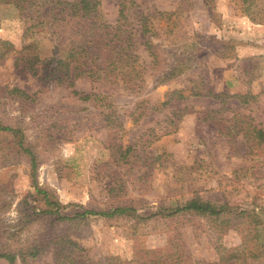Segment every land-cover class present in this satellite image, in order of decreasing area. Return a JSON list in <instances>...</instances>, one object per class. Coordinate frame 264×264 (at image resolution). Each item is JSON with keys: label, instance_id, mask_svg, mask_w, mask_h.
<instances>
[{"label": "rangeland", "instance_id": "1", "mask_svg": "<svg viewBox=\"0 0 264 264\" xmlns=\"http://www.w3.org/2000/svg\"><path fill=\"white\" fill-rule=\"evenodd\" d=\"M99 1L114 25L120 0ZM135 1L134 29L140 13L158 12L150 41L161 57L152 66L142 46L147 37L135 34L143 65L138 90L114 75L79 77L74 88L34 76L19 59L24 45L36 41L42 59L54 47L45 32L26 34L38 9L0 6V125L19 130L38 158L39 185L64 205L105 210L128 203L147 216L159 205L200 197L226 205L224 219L238 220L181 214L145 222L135 233L133 219H74L82 210L71 207L64 215L72 219L58 221L35 197L30 157L0 132V244L20 247L53 231L96 260L179 246L182 264H264V132H255L264 131V25L242 16L236 0H211V7L206 0ZM160 12L175 14L168 20ZM13 89L31 98L20 100ZM73 90L99 97L81 101ZM52 263L51 250L30 262Z\"/></svg>", "mask_w": 264, "mask_h": 264}, {"label": "trees", "instance_id": "2", "mask_svg": "<svg viewBox=\"0 0 264 264\" xmlns=\"http://www.w3.org/2000/svg\"><path fill=\"white\" fill-rule=\"evenodd\" d=\"M30 3L38 9V17L31 19L26 34L36 35L45 32L54 42V47L48 57L40 56L38 43L24 45L19 53L23 66L33 72L45 82H52L56 85H66L74 88L75 80L79 77H87L92 82L103 77L114 75L115 80L122 82L129 89L138 90L141 88L140 80H143V65H139L140 56L137 54L135 34L140 33L147 40L142 43L145 51L152 59L151 65L159 63L160 53L158 48L150 41L156 34L154 24L157 11L153 13H140L138 28L134 29L130 21L129 11L138 6L135 0H120L119 15L114 25L108 23L101 12L99 0H0V6L18 5ZM211 7V0H206ZM242 16L248 17L257 25H264V0H236ZM175 13L160 12L159 15H166L170 20ZM40 69H38V67ZM182 64L175 66L172 71H180ZM140 69V70H139ZM141 70V71H142ZM17 97L22 100L31 98L26 92L13 89ZM73 95L79 100L89 102L97 99L96 93L84 94L73 90ZM222 95H214L219 98ZM184 98L183 95H180ZM1 133H10L16 139L18 147L30 157L31 180L35 190V197L44 202L43 213L50 216H57L58 221H67L72 218L64 215V212L71 207H79L82 211L76 212L74 219H86L92 216H99L107 220L133 219L135 221V233L137 226L146 228L145 222H158L173 219L181 214H192L206 217L215 221L222 220L223 223L235 222L238 217L232 220L224 219V215L230 213L226 205H216L210 201H204L200 197H194L186 202H176L168 206L159 205L156 212L143 216L132 205H112L109 209L93 210L78 205H64L59 202L54 192L40 186L36 173L38 170L37 156L25 146L24 139L19 135V130L10 126L0 125ZM259 138L263 137L262 130H256ZM243 214H241L242 216ZM250 214H248L249 216ZM243 219V217H241ZM240 218V219H241ZM222 223V224H223ZM53 252L52 264H182L184 252L179 246L174 253H167L164 250L137 251L132 259L120 256L109 255L102 259L90 257L84 247L73 239L53 231L46 232L39 240L31 241L20 247H4L0 244V261L9 264H16L18 260L23 264H30L31 261L42 257L47 251ZM245 249L249 257L258 258L259 255ZM257 250V247L254 248ZM264 250V245H263ZM252 252V253H249ZM221 254V253H220ZM176 256H178L176 258ZM237 256V255H235ZM223 258V257H222ZM224 264L228 260L222 259ZM240 263L239 259L228 264H245L246 258Z\"/></svg>", "mask_w": 264, "mask_h": 264}]
</instances>
